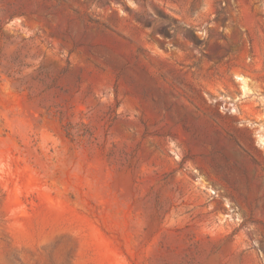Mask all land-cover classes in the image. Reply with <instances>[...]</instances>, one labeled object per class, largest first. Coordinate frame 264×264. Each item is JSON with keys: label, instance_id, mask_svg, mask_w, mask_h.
Wrapping results in <instances>:
<instances>
[{"label": "rangeland", "instance_id": "374dc122", "mask_svg": "<svg viewBox=\"0 0 264 264\" xmlns=\"http://www.w3.org/2000/svg\"><path fill=\"white\" fill-rule=\"evenodd\" d=\"M262 98L264 0H0V264H264Z\"/></svg>", "mask_w": 264, "mask_h": 264}, {"label": "bare ground", "instance_id": "6f19581e", "mask_svg": "<svg viewBox=\"0 0 264 264\" xmlns=\"http://www.w3.org/2000/svg\"><path fill=\"white\" fill-rule=\"evenodd\" d=\"M208 4H210V0H208ZM206 16H207L206 14L203 15L201 17L200 21H205ZM239 81H241V84L243 85V87H242V91H243L242 98L243 99L247 98V97H249L251 95H254V92L248 86V79L247 78H239ZM262 100L264 101V98H262ZM261 127H263V126H261ZM261 132H264V127L261 128ZM260 138L262 139V141L264 140L263 136H260Z\"/></svg>", "mask_w": 264, "mask_h": 264}]
</instances>
